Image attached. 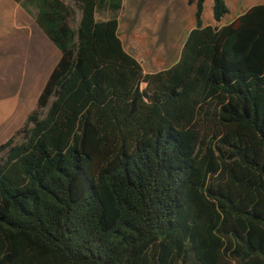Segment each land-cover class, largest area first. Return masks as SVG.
I'll list each match as a JSON object with an SVG mask.
<instances>
[{
    "label": "trees",
    "instance_id": "obj_1",
    "mask_svg": "<svg viewBox=\"0 0 264 264\" xmlns=\"http://www.w3.org/2000/svg\"><path fill=\"white\" fill-rule=\"evenodd\" d=\"M12 1L59 59L0 145V264H264V5L219 27L186 0L178 60L144 73L122 0Z\"/></svg>",
    "mask_w": 264,
    "mask_h": 264
},
{
    "label": "rangeland",
    "instance_id": "obj_2",
    "mask_svg": "<svg viewBox=\"0 0 264 264\" xmlns=\"http://www.w3.org/2000/svg\"><path fill=\"white\" fill-rule=\"evenodd\" d=\"M223 1L228 13L216 24L212 18V0H204L205 26H225L249 8L264 5V0ZM15 8L12 0H0V145L22 127L34 110L59 59V51L45 38L47 47L43 44L39 55L32 52L28 42L23 47L26 37L15 24ZM106 14L99 11L96 17L103 19ZM116 18L118 36L125 50L143 70L153 73L176 62L188 32L194 27V6L182 0H122ZM140 88L144 89L145 85L141 84Z\"/></svg>",
    "mask_w": 264,
    "mask_h": 264
},
{
    "label": "crops",
    "instance_id": "obj_3",
    "mask_svg": "<svg viewBox=\"0 0 264 264\" xmlns=\"http://www.w3.org/2000/svg\"><path fill=\"white\" fill-rule=\"evenodd\" d=\"M182 2L183 3H186V0H182ZM107 17H109L108 14H106V17L105 18H107ZM105 18H103V19H105ZM14 21H15L16 26L19 27L20 30L24 31V34H25L26 39H25V41L23 43V47H25L26 46V43L28 42L29 44H27V45L29 47L31 46L33 48L32 52L34 54L37 52V55H39V51H41L42 45L44 44L47 47V44H46L44 38L48 42H50V41L43 35V33L41 32V30L38 28V26L36 25L33 17L31 15H29L26 11H24L18 4H16V8H15V11H14ZM207 26H211V25H207ZM118 27H119V25H118ZM219 27H222V26H219ZM193 28L194 27H192L191 29H193ZM117 33H118V29H117ZM119 39H120V41L122 43V40H121L120 37H119ZM122 46H123V43H122ZM123 48H124V46H123ZM124 50H125V48H124ZM30 51L31 50H29V52ZM178 58H176V61L178 60ZM158 71H161V70H158ZM158 71H154V72H158ZM143 72L144 73H151V72H146L145 70H143ZM23 121H24V119L21 120L20 125L18 124L19 125L18 128L22 125ZM18 128H16V129H18Z\"/></svg>",
    "mask_w": 264,
    "mask_h": 264
}]
</instances>
